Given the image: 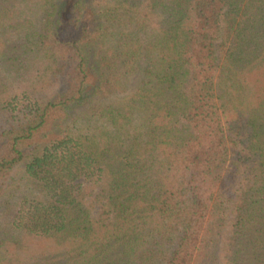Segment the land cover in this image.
Wrapping results in <instances>:
<instances>
[{"label": "trees", "instance_id": "16d2710c", "mask_svg": "<svg viewBox=\"0 0 264 264\" xmlns=\"http://www.w3.org/2000/svg\"><path fill=\"white\" fill-rule=\"evenodd\" d=\"M0 264H264V0H0Z\"/></svg>", "mask_w": 264, "mask_h": 264}, {"label": "rangeland", "instance_id": "374dc122", "mask_svg": "<svg viewBox=\"0 0 264 264\" xmlns=\"http://www.w3.org/2000/svg\"><path fill=\"white\" fill-rule=\"evenodd\" d=\"M224 249H226V243H225Z\"/></svg>", "mask_w": 264, "mask_h": 264}]
</instances>
